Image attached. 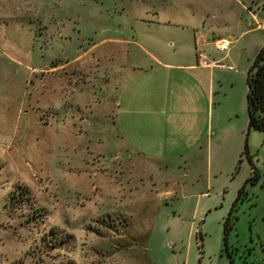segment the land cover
<instances>
[{"label": "rangeland", "instance_id": "374dc122", "mask_svg": "<svg viewBox=\"0 0 264 264\" xmlns=\"http://www.w3.org/2000/svg\"><path fill=\"white\" fill-rule=\"evenodd\" d=\"M123 1L0 0V264L264 261V132L248 130L246 109V73L264 47V29L239 36L255 23L244 28L205 18L200 29L209 39L233 40L227 58L213 46L199 48L206 55L211 48L209 61L223 65L214 71L205 147L181 166L180 159L133 165L135 154L120 145L109 114L125 76L118 72L122 60L106 57L126 47L102 40L142 32V45L146 36H159L152 51L159 46L166 54L185 52L186 40L177 41L179 26L172 34L143 25L133 32L119 21ZM169 1L202 15L223 2ZM163 13L180 17V11ZM263 16L260 10L262 25ZM87 49L79 61L86 67L75 74L77 90L83 88L77 103L67 94L59 113L54 87L60 72L49 70ZM64 79L67 88L71 78ZM241 188L225 249L224 221ZM166 190L173 194L158 195Z\"/></svg>", "mask_w": 264, "mask_h": 264}, {"label": "crops", "instance_id": "0c3cea01", "mask_svg": "<svg viewBox=\"0 0 264 264\" xmlns=\"http://www.w3.org/2000/svg\"><path fill=\"white\" fill-rule=\"evenodd\" d=\"M137 1L124 0L120 4L117 10L120 23L128 24L133 32L135 27L143 25L148 28H163L162 32L171 34V27L179 26L182 30L176 39L178 42L186 40V51L166 54L160 50L159 46L153 47L152 51L151 44L159 43L160 37L146 36L145 45H142L140 41H143L142 37L146 35L142 32L138 35L128 34L119 38L103 39L102 41L116 42L126 47L124 53H110L106 57L109 61L117 57L121 59L119 64L122 69L118 72L124 71L125 76L119 83V100L115 103L117 108L115 111H109V114L116 124L120 145L125 147V151L135 154V157H132L133 165L144 162L146 166L148 160L167 163L168 160L180 159L179 166H181L189 161V156H197L205 147L213 122L214 71L223 67L221 64V66L215 65L217 62L213 60L209 61L208 57L215 53L211 48L207 55L203 54L207 61L206 64H202L198 58L199 48L207 49L208 46H213L217 53H223V57L227 58L233 44V40H229V49L220 51L216 44L219 37L212 35L209 39L208 34L202 32L200 27L204 28L205 18L209 20L217 18L223 25L231 26L238 22L244 28L255 23L254 28L241 30L239 36L260 28L264 29V25L259 21L260 10L264 11L263 2L223 0L217 5L207 7L206 14L202 15V13H193L194 8L190 9L192 10L190 12L186 4L177 5L169 0H163V8L155 5L142 6L143 0ZM254 6L260 10L254 11ZM163 11L167 13L180 11V17H172L164 14ZM147 44H149L148 47ZM181 46L182 44L180 48ZM89 49L68 62L53 65L52 70H49L55 75L60 72V75L56 77L57 86L54 87V94L56 93L61 99L58 104L54 102L59 113L62 106H66L67 94H70L68 99L77 103L76 93L83 88L77 90L75 74L77 70L86 67L79 64V61ZM225 67L229 69L228 66ZM66 68H70V71L66 72ZM107 72L104 76L106 80H109L110 74ZM65 75L71 78L67 88L63 84L66 80ZM207 115H209V122ZM173 183L179 185L178 181ZM170 194H173V190L158 192L159 196Z\"/></svg>", "mask_w": 264, "mask_h": 264}, {"label": "trees", "instance_id": "16d2710c", "mask_svg": "<svg viewBox=\"0 0 264 264\" xmlns=\"http://www.w3.org/2000/svg\"><path fill=\"white\" fill-rule=\"evenodd\" d=\"M246 74V109L248 112V130L255 129L264 132V47L259 49L253 63L248 68ZM245 151L247 152V142L245 143ZM20 189L24 188H22V186H19V188L16 189L18 191V194H20ZM243 194L244 188H241L238 192L236 200L234 201L232 207L229 209L228 216L224 221L225 235L223 239L225 243V249H227L226 238L230 226V216L236 208L237 202L241 199Z\"/></svg>", "mask_w": 264, "mask_h": 264}, {"label": "built area", "instance_id": "2783aa9c", "mask_svg": "<svg viewBox=\"0 0 264 264\" xmlns=\"http://www.w3.org/2000/svg\"><path fill=\"white\" fill-rule=\"evenodd\" d=\"M217 48L220 50V51H227L229 49V45H230V41L229 39H226V38H223V37H219L217 39ZM198 58H199V61L202 63V64H206V58L205 56L203 55L202 52H199L198 53ZM215 65L217 66H221L220 64L218 63H215ZM229 69H231L232 67L231 66H228Z\"/></svg>", "mask_w": 264, "mask_h": 264}, {"label": "flooded vegetation", "instance_id": "af4514ba", "mask_svg": "<svg viewBox=\"0 0 264 264\" xmlns=\"http://www.w3.org/2000/svg\"><path fill=\"white\" fill-rule=\"evenodd\" d=\"M263 261H255L254 264L262 263Z\"/></svg>", "mask_w": 264, "mask_h": 264}, {"label": "water", "instance_id": "95a60500", "mask_svg": "<svg viewBox=\"0 0 264 264\" xmlns=\"http://www.w3.org/2000/svg\"><path fill=\"white\" fill-rule=\"evenodd\" d=\"M260 264H264V261L262 263H260Z\"/></svg>", "mask_w": 264, "mask_h": 264}]
</instances>
